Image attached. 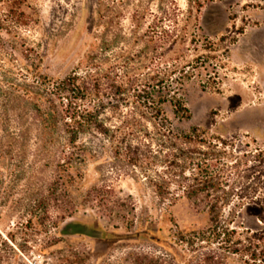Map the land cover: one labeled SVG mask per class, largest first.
<instances>
[{"label":"rangeland","instance_id":"1","mask_svg":"<svg viewBox=\"0 0 264 264\" xmlns=\"http://www.w3.org/2000/svg\"><path fill=\"white\" fill-rule=\"evenodd\" d=\"M151 31L187 32V56L196 58L193 66L201 72L182 90L191 118L178 121L167 108L174 126L204 128L238 150L264 144V0H0V69L11 75L12 92L29 74L25 66L57 78L82 69L94 53L111 72L110 85L153 54ZM13 106L11 100L9 151L0 126V264H203L209 251L219 255L216 264H262L246 251L229 253L203 242L190 247L177 239V228H206L207 212L185 198L171 205L158 200L154 184L161 181L167 149L128 134L126 114L111 105L100 113L109 131L88 132L79 142L87 150L81 169L89 194L83 197L94 201L57 224L55 211L52 218L33 211L32 200L53 168L30 119L28 132L14 141ZM117 201L126 205V221L107 216ZM256 214L247 205L232 223L245 245L244 230L260 226ZM129 220L134 225L127 228Z\"/></svg>","mask_w":264,"mask_h":264},{"label":"trees","instance_id":"2","mask_svg":"<svg viewBox=\"0 0 264 264\" xmlns=\"http://www.w3.org/2000/svg\"><path fill=\"white\" fill-rule=\"evenodd\" d=\"M147 37L149 42L156 43L153 54L134 68L128 78H112L110 85L106 79L111 72L103 68V62L94 53L82 61V69L57 78L39 72L33 64L25 66L29 74H23L12 86V92L11 75L0 69V126L8 136L5 147L11 149V131L6 128L11 122L12 100L17 125L14 141L28 132L25 123L30 119L45 148L47 166L53 168L44 189L32 200V210L40 211L45 218H52L51 212L55 211L57 224L60 219L72 217L86 201H94L83 197L88 191L83 188L81 163L87 150L79 142L88 132L109 131L100 113L111 105L113 111L126 114L122 123L128 134L149 138L167 149L160 161L161 181L154 184L158 200L171 205L185 198L207 212L206 228L188 232L177 228V239L190 247L203 242L209 246L216 244L229 253L246 251L252 260L264 264V144L254 148L245 144L248 148L238 150L233 141L209 135L204 128L175 127L167 108L178 121L191 118L182 90L188 80L201 72L193 66L196 58L187 56V32L159 36L151 31ZM175 43L177 46L173 47ZM122 106L126 112H122ZM131 151L128 146V153ZM134 154L138 157L137 151ZM247 205L257 209L260 226L244 230L249 234L245 236V245L241 232L232 223ZM124 206L117 201V209L108 208L107 216L126 221L128 212ZM127 223V228L134 225L133 220ZM102 233L107 235L106 231ZM218 259L216 252L209 251L203 255L202 263L216 264Z\"/></svg>","mask_w":264,"mask_h":264}]
</instances>
